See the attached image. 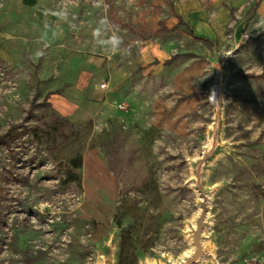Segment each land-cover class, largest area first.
Listing matches in <instances>:
<instances>
[{
  "label": "rangeland",
  "instance_id": "rangeland-1",
  "mask_svg": "<svg viewBox=\"0 0 264 264\" xmlns=\"http://www.w3.org/2000/svg\"><path fill=\"white\" fill-rule=\"evenodd\" d=\"M174 1L37 0L6 30L0 264H96L111 239L112 264L186 252L199 198L190 161L213 122L220 65L223 149L206 174L203 264H264V12L255 0L222 1L226 23L207 38ZM99 59L105 71L82 72ZM117 68L128 73L119 85L70 115L46 101L79 77L99 89Z\"/></svg>",
  "mask_w": 264,
  "mask_h": 264
},
{
  "label": "crops",
  "instance_id": "crops-1",
  "mask_svg": "<svg viewBox=\"0 0 264 264\" xmlns=\"http://www.w3.org/2000/svg\"><path fill=\"white\" fill-rule=\"evenodd\" d=\"M222 1L228 0H175L174 4L176 11H178L185 21L191 24L194 33L201 37L207 36V38H211L216 35L215 31L222 28L227 20L226 13L228 11L227 8L222 5ZM245 1L246 0H239L240 3ZM255 2V11L257 13L264 12V0H255ZM37 4V0H0V42L6 37V30L13 29L16 23L22 19L24 14L23 9L30 8L32 12L34 10L37 11ZM35 20L39 23L41 22L37 18H35ZM58 35L60 37L64 35V28L58 32ZM42 37L45 39L46 43L50 41L47 34ZM104 66L105 60L99 59L92 64L83 62L81 68L82 72L87 74L91 72L94 74L95 72L101 71V68H104L105 71L106 69ZM109 68L108 66V69ZM56 72L61 73L62 84L66 83L69 77L68 64L65 63L60 69H56ZM109 74V78L106 81L107 89L99 87L101 82L98 84V89L96 85L92 86V84L87 83L84 79L82 80V78L79 77L72 81L69 88H66L64 92L50 93L46 101L53 105L58 113L65 116L70 115L77 110L79 102L86 99V97H91L93 92L96 93V95L92 97L101 99L109 89H112L120 83V81H122L121 78L125 77L128 73H126L124 69L121 70L117 68V70ZM109 85L111 86L110 88H108ZM73 94H75L76 97H74Z\"/></svg>",
  "mask_w": 264,
  "mask_h": 264
},
{
  "label": "water",
  "instance_id": "water-1",
  "mask_svg": "<svg viewBox=\"0 0 264 264\" xmlns=\"http://www.w3.org/2000/svg\"><path fill=\"white\" fill-rule=\"evenodd\" d=\"M75 27H71L74 31ZM221 69L220 65L217 70V82L214 94V118L211 127L208 129V137L203 147L201 155L190 161L192 176L190 182L192 187L198 193V210L194 213L192 221L186 226L185 235L190 243V248L182 253L174 261L167 257L155 261L153 264H203L206 259L211 258V247L208 243V236L205 233L209 226V201L212 188L206 186V174L209 163L223 149V143L220 137L221 130ZM114 240L111 239L100 253L96 264H112L113 262Z\"/></svg>",
  "mask_w": 264,
  "mask_h": 264
},
{
  "label": "built area",
  "instance_id": "built-area-1",
  "mask_svg": "<svg viewBox=\"0 0 264 264\" xmlns=\"http://www.w3.org/2000/svg\"><path fill=\"white\" fill-rule=\"evenodd\" d=\"M106 82H101L100 84H99V87L100 88H106Z\"/></svg>",
  "mask_w": 264,
  "mask_h": 264
},
{
  "label": "clouds",
  "instance_id": "clouds-1",
  "mask_svg": "<svg viewBox=\"0 0 264 264\" xmlns=\"http://www.w3.org/2000/svg\"><path fill=\"white\" fill-rule=\"evenodd\" d=\"M113 42L116 43V44L119 43V41L115 37L113 38Z\"/></svg>",
  "mask_w": 264,
  "mask_h": 264
}]
</instances>
